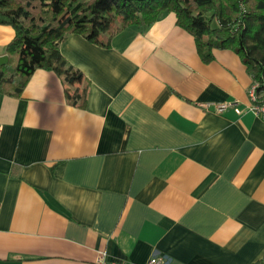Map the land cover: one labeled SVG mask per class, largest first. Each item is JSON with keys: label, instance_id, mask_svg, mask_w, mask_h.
Returning a JSON list of instances; mask_svg holds the SVG:
<instances>
[{"label": "crops", "instance_id": "crops-1", "mask_svg": "<svg viewBox=\"0 0 264 264\" xmlns=\"http://www.w3.org/2000/svg\"><path fill=\"white\" fill-rule=\"evenodd\" d=\"M13 35L0 23V55ZM59 50L80 81L39 67L0 91V264H264V118L239 55L203 62L172 11Z\"/></svg>", "mask_w": 264, "mask_h": 264}, {"label": "trees", "instance_id": "trees-1", "mask_svg": "<svg viewBox=\"0 0 264 264\" xmlns=\"http://www.w3.org/2000/svg\"><path fill=\"white\" fill-rule=\"evenodd\" d=\"M162 11L174 12L203 62L213 59V48L238 54L264 99V0H0V23L14 30L4 46L8 62L1 67L0 91L19 95L39 67L53 70L66 84L80 81L82 73L59 50L66 34L80 33L108 47L116 32L128 25L145 28ZM87 87L85 78L83 93L78 102L70 97L72 104L85 106ZM65 91L68 96V87Z\"/></svg>", "mask_w": 264, "mask_h": 264}, {"label": "built area", "instance_id": "built-area-1", "mask_svg": "<svg viewBox=\"0 0 264 264\" xmlns=\"http://www.w3.org/2000/svg\"><path fill=\"white\" fill-rule=\"evenodd\" d=\"M257 83L252 81V83L247 88V94L251 101L250 109L253 110L256 114L264 118V99L259 100V94L256 92ZM264 95V92L262 93ZM235 101H213L207 104H203L205 107H212L215 112L221 113L228 108H234L238 111V108L235 107ZM167 260L164 255L158 253H152L143 264H166ZM94 264H126L122 260H112L109 259L104 252L99 251Z\"/></svg>", "mask_w": 264, "mask_h": 264}, {"label": "water", "instance_id": "water-1", "mask_svg": "<svg viewBox=\"0 0 264 264\" xmlns=\"http://www.w3.org/2000/svg\"><path fill=\"white\" fill-rule=\"evenodd\" d=\"M8 62V56L7 54H1L0 55V72H1V67L2 65L6 64Z\"/></svg>", "mask_w": 264, "mask_h": 264}]
</instances>
